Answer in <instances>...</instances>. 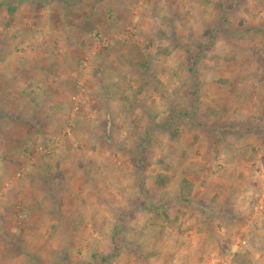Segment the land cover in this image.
Segmentation results:
<instances>
[{
  "label": "rangeland",
  "instance_id": "1",
  "mask_svg": "<svg viewBox=\"0 0 264 264\" xmlns=\"http://www.w3.org/2000/svg\"><path fill=\"white\" fill-rule=\"evenodd\" d=\"M5 2H12L14 8L0 9V91L6 85L19 86L18 77L31 70L33 77L41 73L34 79L40 91L23 93L25 102L39 103L22 113L34 119L39 115L42 128L50 123L55 130L44 140L37 133L40 138H33L25 152L13 143L5 154L6 162L0 160V227L4 231L0 232V264H231L235 252L248 253L251 262L254 258L264 262V125L257 129L240 125L226 133L231 139L235 135L230 145L253 153L244 159L255 162L244 163L241 169L251 172L252 168L250 175L257 176L245 197L247 214L236 216L228 226L215 206H205L204 211L178 200L184 167L205 160L200 152L206 147V137L215 133L218 139L224 128L219 125L227 111L222 101L225 97L228 103L234 102L239 76L255 72L264 81L260 57L226 61L220 56L226 48L241 52L239 43L233 41L235 48L225 39L233 33V20L247 23V30L238 25L237 32L245 41L255 42L242 47L243 53L262 56L264 0H69L58 18L52 15L56 8L30 17L21 6H35L31 0ZM38 3L42 8L50 2ZM46 19L55 21L57 31H65L60 29L62 20L71 24L72 37L82 43L76 61L57 60L71 46L40 45V33L51 37L48 30L38 29ZM248 26L259 29L252 31ZM159 40L165 45H159ZM44 50L52 53V60L41 59ZM209 52L218 60L205 59ZM193 54L204 57L194 59ZM32 58L41 60L32 63ZM66 80L74 85L72 94L67 92L71 85L63 84ZM57 81L65 94L51 92L57 90ZM230 85L235 88L224 96L213 90ZM21 102L9 93L6 106L0 104V122L4 123L0 128H7L3 148L16 129L14 111L21 108ZM22 127L24 132L30 130L29 125ZM219 139L216 147L224 149L225 141ZM253 142L259 147H253ZM47 163L52 173L43 176L36 166L44 168ZM60 165L66 173L60 172ZM88 166L92 167L89 173ZM220 175L221 180L226 176ZM91 179L101 189L96 193L101 197L96 215L103 232H90L94 215L85 201L90 203L95 195L89 188L94 187L89 186ZM49 183H54L50 191L64 201L75 195L85 204L77 208L79 216L62 222L53 232L43 230L45 222L29 218L34 195L46 194ZM242 186L241 182L239 190ZM194 193L199 196L200 191ZM212 193L213 188H207L204 198ZM73 206L65 205L67 213L76 212ZM165 213L174 220L172 224ZM70 223L79 228L67 232ZM207 225V235L194 230Z\"/></svg>",
  "mask_w": 264,
  "mask_h": 264
},
{
  "label": "crops",
  "instance_id": "2",
  "mask_svg": "<svg viewBox=\"0 0 264 264\" xmlns=\"http://www.w3.org/2000/svg\"><path fill=\"white\" fill-rule=\"evenodd\" d=\"M31 1L33 3L35 2V6L23 7V6H21L22 3L20 4L21 9H23V12L24 13L27 12L30 17L31 16L34 17V15H35L34 13L37 11L40 15L44 11V10L42 11V9H45V11L48 12V11H50V9L56 8V10L53 12L52 15L54 17L57 16V18L60 17L59 15L64 14V10H66V6H65L66 4L65 3H66V1H67V3L69 2V0H48V2H50L49 5L46 4L47 6H43L42 8L41 7L38 8V5H40L38 2H40V0H31ZM16 2H18V1H16ZM1 3H2V5L0 6V9L2 6H4V7L6 6L7 7L6 11H8L9 6L6 4L5 0L0 1V4ZM17 4H16V6L18 7ZM62 21L63 22H62V26L60 29L63 30V27H64V29H65L64 32L61 30L57 31L55 29L56 25H54L55 24L54 20L48 21L46 19V21L44 20V21L40 22L38 29L48 30L51 33V37L46 38L47 32H44V34H42V33L39 34V32H38V34L40 36L37 38V40L42 41V43L40 45H43V47H49V46L50 47H59L61 45L71 46L65 53H61L60 59H57V58H53V59H57V60H61V59L67 60L68 59L69 61H76L79 58L78 57L79 53L82 50L80 47L82 44L81 40H79V38L75 39L74 37H72V35L69 31L71 28V24L66 22L65 20H62ZM241 22H243L242 26L240 25ZM238 25H239V27H241L244 30L248 29L245 27V26H247V23H244V21L240 20V22H237V21L233 20L232 21V26H234V29L232 31L233 33L231 36H226L225 39H227V41H229V42L234 41V42L239 43L241 46V48H240L241 52L238 50H234V49L230 50L229 48L228 49L226 48V49H224L225 52H223L220 55L221 58L226 60V61H231V60H235V59H237V61L238 60L239 61H242V60H248V61H251V60L254 61L255 60L256 61L260 57V59H262L264 62V48H263V52L261 54L262 56H260V54L256 53L257 54V55L255 54L256 58L254 57V55L252 57L250 54L243 53L244 50L242 47L254 45L255 42L253 41L251 44L250 41H245L244 39H242L243 34L240 32L239 33L237 32ZM248 27L252 31L259 29V28H255L256 26H254V27L248 26ZM50 28L53 30H51ZM53 31L55 33H53ZM35 32H37V31H35ZM163 40L164 39H162V41ZM157 42L159 43L160 40ZM234 42L231 44L236 48V44ZM44 44L47 46H45ZM159 45L164 46L165 43L164 42H163V44L159 43ZM59 51H61V50H59ZM39 54H40V52H39ZM23 55L25 56L26 54H23ZM51 55H52V53L50 51H47V53L45 54V50H44V52H41L40 57L44 61H46V60L50 61V60H52ZM192 56H193L192 58L198 59V60L202 59L204 57L203 54L202 55L193 54ZM257 57H258V59H257ZM206 58L218 60L217 56H214V54H212V53L207 54L205 56V59ZM39 59L40 58H36V59L32 58V63L39 62L38 61ZM0 60L2 61V59H0ZM33 67L35 68L36 65L33 64ZM32 73H33V70L28 72L27 75L18 77L19 78L18 82H20L19 86L17 84L15 85V83H14V85L11 84L12 86H9V87H7V85H6V87H4L2 89V91H0L1 93H3L2 95L0 94V98H2V100H0V104L2 106H6L7 95L9 93L15 94L16 100L22 101L21 102L22 103L21 108L18 109L17 111H14V117L16 118V121H13V122L16 125V129L13 132V135H12V132H10L9 136H11V135L12 136L10 137L6 148H3L2 146L4 143L3 140H4V136H5L7 128H0V134H1V137H0V148H1L0 156H2L0 158V160L4 161L6 159L5 154L10 152L8 150V148L11 150V148L14 146V144H16V146H20V150H22V152H25L26 147L31 142H34L33 138H35L36 140L39 139L40 137H41V140L51 138L52 137L51 136L52 131L55 130L54 128L52 129V124L50 125V123L47 124L48 126L43 124L44 126L42 128V126H41L42 120H41V122H39L40 120L38 121V119H37L39 117V115H37V118L34 119V117H32L30 114L25 116V114L22 113V112H24V110H23L24 108L29 107L30 109H34L35 105H37L39 103L37 101H33L32 99H31L30 103H27V102H25V100L23 98V96H25V95H23V93H27V92L32 93L33 91H37V92L40 91V89L37 88V86H36L37 81H35L34 79L35 78L38 79L39 74H41V73H39V72L36 73L34 75L35 77L32 76L34 74V73L33 74ZM48 73L49 74H57V71L55 72L54 70H52V71L49 70ZM102 73L103 72L101 71V74ZM49 74L44 75V76H46V78H47V76ZM241 75L242 76H239L240 80L238 81L239 87L236 89L237 91L235 93H233V95H235L234 96L235 98L234 97L231 98L232 100L234 98V102L232 101V103L231 102L228 103V101L225 97H224V100L222 101L223 105L225 107H227V111L224 110L225 113L222 114V118L219 121V123H220L219 125L224 126V128L219 131L220 132V136H219L220 139L219 138L218 139L223 141V142L225 141V143H223V145L225 144V148L220 149V148H218V146L216 147L217 144H215V142L218 139L215 138V136H214L215 133H211L210 135H208L206 137V140L204 142L206 147H204V150H202V152H200V154H202L201 156L206 157L205 160L199 159V163L203 161L202 164H199L197 162H191L190 166L188 168L184 167L185 172L183 174V177L188 179L193 184V196H192V201H191L192 207L196 206L199 210L205 211L207 206L208 207L209 206H215L217 210L218 209L221 210V212L223 214L224 223L227 224L228 226L232 225L236 216L247 214V209H248L247 206L248 205H247L245 197H247L249 195V193L251 191V187L254 186L255 183L257 182V176L255 175V173H254V175H252L253 174L252 168H251V172H250V168H248V169L246 168L245 170H241L245 164L249 165V164L255 162V161L248 160L251 162V163H248L247 161H245L247 158L252 157L253 153L251 151L246 153L239 146L230 145L229 144L230 142H235V135L231 139L230 137H228V138L226 137V135H227L226 133L227 132H229V134L231 133L230 128H232L234 130L240 129V125H246L248 127V129L252 128V125L256 126L255 129H257L258 125H264V97H258L259 95L264 96V86H260V84L263 83L264 81H261L257 77V73H255V72L250 75L253 77H250L247 74H241ZM225 76H229V75L225 74ZM101 77H103V76L101 75ZM104 77H106V76L104 75ZM67 79L68 80L72 79V76L67 77ZM68 80L63 82V84L65 85V83L68 82V84L71 85V82ZM23 85L25 87H23ZM54 85H56V87H58V88L55 91L54 90L51 91L52 93L55 92V93L59 94L62 92V94H65V92L62 91V89L64 87H61L63 85L60 81L59 82L57 81L56 84H54ZM102 85H103V79H102ZM27 86H30V87L28 88ZM234 88L235 87L230 85L227 87L222 86L221 88L215 87V88H213V90L214 91H220L224 96V94L227 95L230 92H232ZM19 89H21V91H19ZM73 90H74V85L72 83V85L67 89V92L72 94ZM47 91H50V90L47 89ZM17 93H21V95L18 96ZM35 95H36V93L32 94V96H34V97H35ZM236 95H238V96L236 97ZM104 99L106 100V98H103V100ZM14 105L16 106V103H14ZM60 108H62V107L60 106ZM15 114H17V115H15ZM109 115H110V112L107 115L108 116L107 119H110ZM28 117H31V118H28ZM10 120H11L10 118L6 117V121H10ZM3 124H4L3 122H0V125H3ZM69 124H70V122H69ZM207 124L209 125V123H207ZM22 125H29L30 130L28 132H24L23 131L24 128L22 127ZM2 130H3V132H2ZM251 131L253 132V129ZM249 132H250V130H249ZM36 134H37V136L40 135V137L38 138L37 136H35ZM195 137H197V136H195ZM244 138H245V136H244ZM258 138H260V137H258ZM252 145L255 148L259 147V144H257L256 142H253ZM237 147H239V148H237ZM198 150H200V147L196 148L194 150V152H196V151L199 152ZM187 154L191 155V154H193V152L188 151ZM259 157H261V156H259ZM197 158H200V157H196L193 159H197ZM244 158H246V159H244ZM14 160L16 161L17 159H14ZM4 162H6V160ZM0 164H1V162H0ZM52 165H54V164H52ZM34 166H35V164H34ZM34 166H33V168H35ZM59 167L61 168V171H60L61 173H66L65 168H63L61 165ZM85 168L86 167H84L83 170H85ZM91 168L92 167L88 166V168L86 169L87 173H89L90 170H92ZM206 168H209L208 171L206 170ZM36 169L39 170L40 172H42L44 174L43 176H45L46 173H48L49 175H51L50 173H52L51 172L52 169L48 163L46 166H44V168H42L41 165L38 164L36 166ZM218 169H220V171ZM212 171H214L215 173L213 172V174H212L211 173ZM202 173H208V175H210V176H206V178H204L202 176ZM220 173H224L226 175L225 178H222V180L220 179V176L222 175V174L220 175ZM250 173H252V174L250 175ZM64 177L65 176H63V178ZM66 180H69V179L67 178ZM94 180L95 179H93L92 182L89 181V183L91 184L89 186H94L93 188L89 187L95 193L94 198L91 201L89 200L90 203H88V201H85L86 205L88 204L87 207H89L88 212L94 215L93 220L91 218V220L94 224V227L91 229L90 232H103V229L100 230L98 227L101 218H100V216L98 217V215H96L97 211L101 210V208H100L101 197L96 196V193H97V190L100 193L101 189L100 188L97 189L95 187L96 182H94ZM41 181H44L43 177H42ZM87 181H88V178H87ZM241 182L243 183V186L239 190ZM52 184L54 185V183H49V185L47 186L48 188H45L46 194L45 193H43V194H41V193L37 194L36 193L34 195L36 197V198L34 197L36 203H35V205L31 206V208L29 210L30 211L29 212L30 213L29 218L32 220L41 221L42 223L45 222V224H43V230L46 229V230H48V232H53V231L59 230L61 225H62V222H65V223H66V221L70 222L71 218L74 219L75 216H79L77 208L79 206H82V207L85 206V204L83 202H81V201H83L82 198L80 196H78L79 200H77V198L74 194H73L74 197L70 198V200L68 202L64 201V199L62 197H60L59 195H56L55 193H52L50 191ZM88 184H86L84 186H87ZM209 187L213 188V193L206 200L204 198V194H205V190ZM216 190H219V191L216 192ZM194 191L195 192L200 191L199 196L196 193H194ZM237 191H238V193H237ZM34 192H36V191L34 190ZM221 192H223V193L221 194ZM67 203H70V204L73 203L75 205L72 207V210L76 209L75 213L74 212H72V214L67 213V210L65 209V205H67ZM142 204H143V202H142ZM206 211L209 212V209ZM210 213H211V211H210ZM87 218H86V221H88ZM116 219L117 220L115 221V223L118 222V218H116ZM260 222L262 223L263 220H261ZM48 223L51 226H49ZM132 225H133V227L138 228L135 224H132ZM208 226L209 225L203 227V229L201 228V230L198 228H195L194 230H196V232H206V233H200L199 235H202V234L207 235V233H208L207 230L210 228V226H209V228H208ZM68 227H70L71 229L68 228L67 232H72V230H76V228H79L78 226L72 225L71 223L68 224ZM107 229L110 230V227ZM0 232H4L3 226L0 227ZM253 258H254V256H253ZM252 264H264V262H262L260 260L258 261L257 259L254 258Z\"/></svg>",
  "mask_w": 264,
  "mask_h": 264
},
{
  "label": "trees",
  "instance_id": "3",
  "mask_svg": "<svg viewBox=\"0 0 264 264\" xmlns=\"http://www.w3.org/2000/svg\"><path fill=\"white\" fill-rule=\"evenodd\" d=\"M9 6V11L13 10L12 8L14 4L12 2L7 3ZM192 196H193V184L186 178H182L181 180V186L179 189V194H178V200L179 201H184V202H191L192 201ZM165 218L169 221L168 224H172V220L168 214L165 213ZM172 220V221H171ZM169 224V225H170ZM248 253L245 252H235L234 255L232 256L231 259V264H252L250 258L247 257ZM150 255H155V254H148Z\"/></svg>",
  "mask_w": 264,
  "mask_h": 264
}]
</instances>
